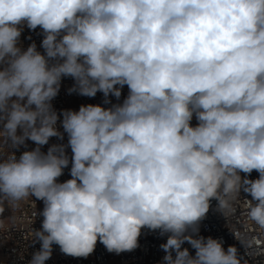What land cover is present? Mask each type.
<instances>
[{
    "label": "clouds",
    "instance_id": "9594fccd",
    "mask_svg": "<svg viewBox=\"0 0 264 264\" xmlns=\"http://www.w3.org/2000/svg\"><path fill=\"white\" fill-rule=\"evenodd\" d=\"M25 27L42 30L43 52L20 46ZM64 77L106 104L128 95L57 113ZM28 140L0 158V214L44 204L28 264L53 245L130 252L145 228L167 234L162 264H241L198 225L211 200L224 215L243 191L264 227V0H0V145Z\"/></svg>",
    "mask_w": 264,
    "mask_h": 264
},
{
    "label": "built area",
    "instance_id": "2783aa9c",
    "mask_svg": "<svg viewBox=\"0 0 264 264\" xmlns=\"http://www.w3.org/2000/svg\"><path fill=\"white\" fill-rule=\"evenodd\" d=\"M71 77H64L58 95L53 99L52 104L57 113L62 110H78L81 105L101 104L110 107L111 104L121 103L128 95V88L125 85L121 91V97L110 96V104L105 103L103 93L98 92L95 97L81 96L77 92H69L74 85ZM62 119V117H61ZM58 129L63 132V128L58 121ZM67 134L63 139L58 137L50 138V144L67 145ZM34 142L28 140L25 145L18 149H10L7 145H0V158H7L10 151H14L19 156L25 150L35 148ZM45 147L42 146L41 150ZM71 157V149H66ZM47 152V151H46ZM70 167L64 169V173L59 177L63 182L71 178ZM244 175V174H242ZM258 173L253 171L250 179L258 178ZM249 200L251 196L241 191L232 207L234 211L222 215L217 210V201L211 200L210 208L206 217L199 222L198 235L205 238H212L223 241L225 249L230 246H236L241 258V264H264V227L257 225L248 215ZM5 211L0 214V221L3 227H0V254L4 257L6 264H28L35 251L39 250L40 243H33L32 229H40L42 216L35 215L44 207L43 201L30 197L21 201L18 208L13 209L7 203L3 205ZM167 240V234L162 235L158 230L152 231L147 228L142 230L139 237V246L130 252L120 254L110 253L105 246L97 242L95 250L87 258L72 257L63 254L58 245H53L51 258L46 264H162L165 252L160 247ZM182 247L188 248L192 255H195V249L185 242Z\"/></svg>",
    "mask_w": 264,
    "mask_h": 264
},
{
    "label": "rangeland",
    "instance_id": "374dc122",
    "mask_svg": "<svg viewBox=\"0 0 264 264\" xmlns=\"http://www.w3.org/2000/svg\"><path fill=\"white\" fill-rule=\"evenodd\" d=\"M43 39L42 30L38 27L36 30L24 28L22 35L20 37V46L23 48H27L29 44L35 42L39 51L43 52L44 50L40 47L41 41ZM197 123L195 117L192 120V124L195 125ZM51 146L50 142L45 145L42 151L46 152L48 148ZM0 264H6L4 257L0 254Z\"/></svg>",
    "mask_w": 264,
    "mask_h": 264
}]
</instances>
